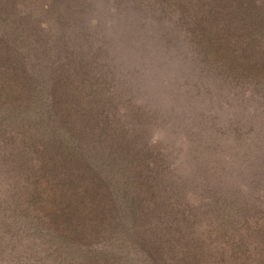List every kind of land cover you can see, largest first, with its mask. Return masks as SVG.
I'll list each match as a JSON object with an SVG mask.
<instances>
[{
    "label": "trees",
    "instance_id": "16d2710c",
    "mask_svg": "<svg viewBox=\"0 0 264 264\" xmlns=\"http://www.w3.org/2000/svg\"><path fill=\"white\" fill-rule=\"evenodd\" d=\"M0 264H264V0H0Z\"/></svg>",
    "mask_w": 264,
    "mask_h": 264
},
{
    "label": "rangeland",
    "instance_id": "374dc122",
    "mask_svg": "<svg viewBox=\"0 0 264 264\" xmlns=\"http://www.w3.org/2000/svg\"><path fill=\"white\" fill-rule=\"evenodd\" d=\"M98 5H99V7H101L100 4H98ZM126 61L128 62V60H126ZM257 239H259V236H256V240H257ZM256 242H257V241H256ZM254 243H255V241H254ZM257 245H258V244H257ZM257 245H255V247H256ZM254 256H255V254L253 255V257H254ZM256 256H257V255H256ZM256 256H255V257H256ZM253 261H254V260H253Z\"/></svg>",
    "mask_w": 264,
    "mask_h": 264
}]
</instances>
